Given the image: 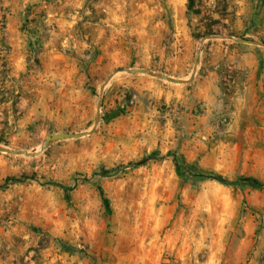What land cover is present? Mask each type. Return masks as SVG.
I'll use <instances>...</instances> for the list:
<instances>
[{
    "label": "rangeland",
    "instance_id": "1",
    "mask_svg": "<svg viewBox=\"0 0 264 264\" xmlns=\"http://www.w3.org/2000/svg\"><path fill=\"white\" fill-rule=\"evenodd\" d=\"M189 6L0 0V264H264V189L174 159L264 184V0Z\"/></svg>",
    "mask_w": 264,
    "mask_h": 264
},
{
    "label": "trees",
    "instance_id": "2",
    "mask_svg": "<svg viewBox=\"0 0 264 264\" xmlns=\"http://www.w3.org/2000/svg\"><path fill=\"white\" fill-rule=\"evenodd\" d=\"M194 5H195V0H190V6H189L190 11L193 10ZM174 159H175L176 163L178 164V166L182 168L183 174H188V175H190L191 177H193L195 179H200V180L213 179V180L219 181L220 183H222V184H224L226 186H238V185L242 184L243 181H246L254 189H257V190L264 189V184L263 183H259L257 180H255L253 178H248V179L241 178V179H239L237 181L230 182V181L225 180L222 176L215 175L213 173H210V174L200 173V172L195 171L191 167L182 166L179 163L178 157L176 155H174ZM98 188H99L100 192L103 195L106 210L110 213L111 212L110 211V204H109L108 199L105 197L103 188L101 187V185H98Z\"/></svg>",
    "mask_w": 264,
    "mask_h": 264
},
{
    "label": "water",
    "instance_id": "3",
    "mask_svg": "<svg viewBox=\"0 0 264 264\" xmlns=\"http://www.w3.org/2000/svg\"><path fill=\"white\" fill-rule=\"evenodd\" d=\"M239 42L247 43L246 40H239ZM80 137H81L80 135L68 134V133L56 134L45 140L44 147H49L51 144L56 143L58 141H64L67 139H74V138H80ZM26 155H29V153H26Z\"/></svg>",
    "mask_w": 264,
    "mask_h": 264
}]
</instances>
